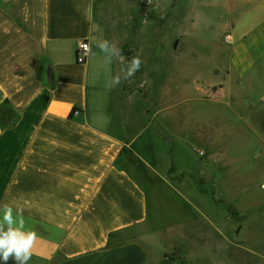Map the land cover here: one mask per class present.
<instances>
[{
    "label": "crops",
    "instance_id": "crops-1",
    "mask_svg": "<svg viewBox=\"0 0 264 264\" xmlns=\"http://www.w3.org/2000/svg\"><path fill=\"white\" fill-rule=\"evenodd\" d=\"M96 4L0 0V226L7 206L13 229L36 233L28 264H180L150 232L155 205L134 176L154 171L150 130L113 132L114 60L103 97L89 98L90 55L106 40ZM228 25L227 77L236 93L259 88L264 113V0H235Z\"/></svg>",
    "mask_w": 264,
    "mask_h": 264
},
{
    "label": "rangeland",
    "instance_id": "rangeland-1",
    "mask_svg": "<svg viewBox=\"0 0 264 264\" xmlns=\"http://www.w3.org/2000/svg\"><path fill=\"white\" fill-rule=\"evenodd\" d=\"M234 7L235 0H97L93 11L123 57L112 59L113 78L121 77L112 86L120 122L113 132L150 130L154 171L147 181L134 176L155 205L150 232L183 264H264V113L259 88L236 93L227 77ZM134 56L140 69L124 79ZM90 60L99 89L89 98L98 99L110 63L100 49Z\"/></svg>",
    "mask_w": 264,
    "mask_h": 264
},
{
    "label": "clouds",
    "instance_id": "clouds-1",
    "mask_svg": "<svg viewBox=\"0 0 264 264\" xmlns=\"http://www.w3.org/2000/svg\"><path fill=\"white\" fill-rule=\"evenodd\" d=\"M98 47L101 52L105 54V60L107 63H111L113 57L120 59L123 62V57L120 50L112 45L109 41L105 40L101 42ZM142 64L139 56L132 57L126 64V70L121 69L124 73L123 78L128 79L134 76L135 72L140 69ZM121 82V77L118 75L113 78L112 85L116 86ZM260 188L264 190V184L260 185ZM5 221L9 225L7 232L3 231V227L0 226V258L7 261L10 258H14L17 264H28L32 256V246L36 239V233L33 231H28L26 234L21 233L17 229H13L11 209L6 206Z\"/></svg>",
    "mask_w": 264,
    "mask_h": 264
},
{
    "label": "built area",
    "instance_id": "built-area-1",
    "mask_svg": "<svg viewBox=\"0 0 264 264\" xmlns=\"http://www.w3.org/2000/svg\"><path fill=\"white\" fill-rule=\"evenodd\" d=\"M89 52V44L86 41L79 43L76 51V61L77 63H85L87 55Z\"/></svg>",
    "mask_w": 264,
    "mask_h": 264
},
{
    "label": "trees",
    "instance_id": "trees-1",
    "mask_svg": "<svg viewBox=\"0 0 264 264\" xmlns=\"http://www.w3.org/2000/svg\"><path fill=\"white\" fill-rule=\"evenodd\" d=\"M169 259H171V260H173V261H174V259H173V258H171V257H169ZM180 264H183V263H180Z\"/></svg>",
    "mask_w": 264,
    "mask_h": 264
}]
</instances>
